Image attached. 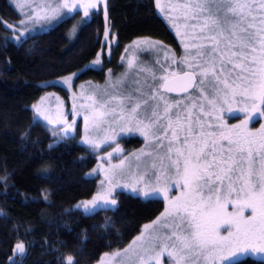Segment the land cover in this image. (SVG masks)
<instances>
[{"label":"snow or ice","instance_id":"6c2138e0","mask_svg":"<svg viewBox=\"0 0 264 264\" xmlns=\"http://www.w3.org/2000/svg\"><path fill=\"white\" fill-rule=\"evenodd\" d=\"M78 4L85 17L97 6L93 0H62L41 11L55 16ZM170 11L183 45L180 59L160 46L164 58L157 59L158 70L141 69L150 76L129 88L93 92L82 105L90 110L86 131L89 123L97 129L108 125L104 143L125 132L145 138L149 150L133 155L152 159L134 183L154 178L169 201L163 224L158 219L144 225L127 248L106 256L114 264H164V256L167 264H225L241 251L264 253V124L249 128L264 118V0H178ZM134 66L130 58L128 68ZM240 116V123L229 125V118ZM63 122L67 128L75 124ZM84 142L99 147L87 135ZM124 166L122 160L113 169ZM173 184L181 190L175 198L168 196ZM98 199L106 197L77 207L87 213ZM15 251L25 253L24 244ZM64 264L78 261L68 255Z\"/></svg>","mask_w":264,"mask_h":264},{"label":"trees","instance_id":"16d2710c","mask_svg":"<svg viewBox=\"0 0 264 264\" xmlns=\"http://www.w3.org/2000/svg\"><path fill=\"white\" fill-rule=\"evenodd\" d=\"M100 1L73 40L68 34L76 15L15 40L6 25L20 13L0 0V264H64L68 255L94 264L130 242L164 208L162 198L127 191L97 200L87 213L77 207L96 197L98 177L87 174L96 153L76 139H57L33 111L45 91H66L54 82L58 77L80 71V78L103 80L134 40L155 39L180 51L162 0ZM97 59L100 68L93 65ZM123 141L133 148L142 138ZM18 243L25 253L15 251ZM230 264L264 261L248 256Z\"/></svg>","mask_w":264,"mask_h":264},{"label":"rangeland","instance_id":"374dc122","mask_svg":"<svg viewBox=\"0 0 264 264\" xmlns=\"http://www.w3.org/2000/svg\"><path fill=\"white\" fill-rule=\"evenodd\" d=\"M16 10L20 13V18L13 25L12 28L13 39H20L22 36L41 32L47 30L50 27L54 26L62 18L68 15H76L74 22L69 30V38L73 40L77 32L83 23L84 20L90 18L92 15L93 9H89V15L84 16L83 8L79 7V4L75 10L69 12L67 9H61L60 12L53 16L50 11L45 14L44 9L45 5L52 7L57 6L62 0H9ZM94 2V1H93ZM101 2L100 0L97 1ZM178 0H162L161 6L164 17L167 19L169 25L176 33L179 43L180 51H176L174 48L168 47L159 40L149 39V38H140L134 40L133 42L127 44V47H124L120 52L119 66L113 67L109 65L106 70V75L103 80L99 79H83L80 78V71L74 72L65 76L58 77L54 80L56 84L63 86L66 91L61 92L56 89H49L45 91L34 104L32 105L35 116L44 122L48 129L56 136L57 139L72 138L80 141L81 143L87 145L97 156V164L94 168L89 170L88 175L96 174L98 177V190L96 191V197H106V200L110 196L115 194L118 191H127L131 193L140 194L143 197H159L164 200V208L162 211L152 220L144 223L141 230L132 238L130 242L125 244L122 247L116 248L112 251L106 252L102 258L97 260L94 264H114L109 260V257L106 254H111L117 250L123 251L127 248L132 241L139 236L144 230V225L153 224L154 221L160 219L161 224L164 223V214L166 209L169 207V201L165 199L164 193L157 190V185L155 179L145 178V181L135 184L134 177L137 175L143 174L145 162H150L151 157H141L138 161L133 154H139L141 150H149L147 141L145 138L140 135L138 132H125L118 135L115 141H109L107 143L103 142L105 136V130L108 128V125H103L100 129L94 127L89 123L86 131L84 116L89 114L90 110L87 107H82V105H87L89 101L87 97L93 92H100L107 89L109 92L113 91L112 85H116V90L122 88H129L132 86V82L135 79L143 80L146 76H150V71H141V69H151L158 70L159 65L156 63L157 59L163 60L164 53L160 50V46L170 50L171 53H175L177 60L183 55V45L181 43V36L177 34V29L173 26V20L171 16L173 15L170 11V6L174 5ZM37 14L39 18L37 17ZM26 21L25 24H21V21ZM183 30V29H181ZM23 33V35H21ZM143 41H150L152 44H159L156 47H152V44L137 43ZM134 58L135 66L130 70L128 68V60ZM102 62L100 64L94 63L93 65L97 68L102 67ZM75 74V75H73ZM157 74L158 71H157ZM71 77V85L64 83L65 78ZM179 98L178 96H174ZM37 107L40 109V112L44 113L41 115L40 112H37ZM45 116L49 119H45ZM64 120L68 124H75L71 128H67ZM236 118H229V125L235 122ZM118 131V127H117ZM65 132L67 134H65ZM90 140H94L99 143V147H93L91 144L85 143V136ZM129 136H137L142 138L141 145L139 147H129V149L123 139ZM119 147L122 151L116 152L115 148ZM127 150V151H126ZM109 153H112L109 157ZM125 161V166L123 169H113V165H118L121 161ZM139 164V168L137 165ZM151 175V173H149ZM181 194L180 188L174 184L171 186V190L168 193V196L175 198ZM100 201H106L105 199H98ZM231 208V206H229ZM250 212H246V215ZM156 227H159L157 225ZM251 252V251H248ZM247 254L241 251L235 257H233L230 262L235 258H241ZM129 255H132L129 253ZM134 258V257H133ZM120 260H126V257L118 258ZM164 264H167V256L162 257ZM229 262H225L228 264Z\"/></svg>","mask_w":264,"mask_h":264},{"label":"flooded vegetation","instance_id":"af4514ba","mask_svg":"<svg viewBox=\"0 0 264 264\" xmlns=\"http://www.w3.org/2000/svg\"><path fill=\"white\" fill-rule=\"evenodd\" d=\"M95 3L98 1V0H93ZM92 16V15H90ZM240 119H243L242 116H240L239 118H236L235 122L231 123L230 125L232 124H238L240 123ZM260 124H264V118H259L257 117L250 125H249V128L250 130H258L259 127H260ZM222 232L224 231L223 229L221 230ZM246 253H250V254H247L241 258H235L233 259L231 262H229L228 264L230 263H233L234 261H237V260H241V259H246L248 256L250 257H254L256 258L257 260H261V261H264V253H253V252H246Z\"/></svg>","mask_w":264,"mask_h":264},{"label":"water","instance_id":"95a60500","mask_svg":"<svg viewBox=\"0 0 264 264\" xmlns=\"http://www.w3.org/2000/svg\"><path fill=\"white\" fill-rule=\"evenodd\" d=\"M174 95H178L177 93H173Z\"/></svg>","mask_w":264,"mask_h":264}]
</instances>
